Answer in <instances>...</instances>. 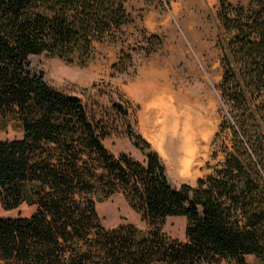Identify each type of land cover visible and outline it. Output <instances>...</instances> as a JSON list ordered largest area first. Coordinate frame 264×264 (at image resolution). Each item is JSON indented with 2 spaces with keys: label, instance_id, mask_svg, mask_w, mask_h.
Listing matches in <instances>:
<instances>
[{
  "label": "trees",
  "instance_id": "trees-1",
  "mask_svg": "<svg viewBox=\"0 0 264 264\" xmlns=\"http://www.w3.org/2000/svg\"><path fill=\"white\" fill-rule=\"evenodd\" d=\"M228 36L218 91L232 130L221 169L196 187L171 186L150 143L128 122L146 158L114 156L109 123L44 82L31 59L85 63L94 46L131 24L127 0H0V117L23 138L0 141V206L30 217L0 219V264H264V0H218ZM131 60L130 56H125ZM113 69L125 72L122 62ZM129 121L119 104L110 109ZM124 197L145 224L106 229L96 205ZM186 219L185 239L163 231Z\"/></svg>",
  "mask_w": 264,
  "mask_h": 264
},
{
  "label": "rangeland",
  "instance_id": "rangeland-1",
  "mask_svg": "<svg viewBox=\"0 0 264 264\" xmlns=\"http://www.w3.org/2000/svg\"><path fill=\"white\" fill-rule=\"evenodd\" d=\"M126 7L131 24L96 44L85 63L67 64L42 55L31 59V67L43 73L49 87L78 98L92 117L109 123L110 136L102 143L114 156L146 161L127 136L130 122L162 159L172 187H196L222 168L233 139L232 130L223 125L226 112L217 88L222 80L221 43L228 37L218 16L219 2L127 0ZM120 62L126 68L123 73L113 69ZM114 104L129 112V121L110 112ZM23 135L17 122L0 117V141L21 140ZM179 145L177 155L173 146ZM190 151L192 158L186 156ZM186 158L189 169L184 168ZM35 210L26 204L11 211L0 206V219L30 217ZM96 210L106 229L146 227L121 195L97 204ZM185 230L183 217L169 218L163 227L179 240L185 239ZM245 260L259 264L251 256Z\"/></svg>",
  "mask_w": 264,
  "mask_h": 264
},
{
  "label": "bare ground",
  "instance_id": "bare-ground-1",
  "mask_svg": "<svg viewBox=\"0 0 264 264\" xmlns=\"http://www.w3.org/2000/svg\"><path fill=\"white\" fill-rule=\"evenodd\" d=\"M173 149L175 150V153L177 154V155H179V153L181 152V149H182V146L181 145H179V146H173ZM186 156L188 157V158H192L193 157V153H191V151L190 152H188L187 154H186ZM186 161H187V163H185L184 164V168H186V169H189V165H191V161L189 160V159H185ZM186 172V171H185ZM185 174V173H184Z\"/></svg>",
  "mask_w": 264,
  "mask_h": 264
}]
</instances>
